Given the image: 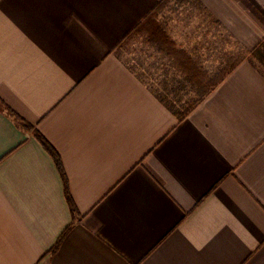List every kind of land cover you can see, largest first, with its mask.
<instances>
[{
	"label": "crops",
	"instance_id": "crops-1",
	"mask_svg": "<svg viewBox=\"0 0 264 264\" xmlns=\"http://www.w3.org/2000/svg\"><path fill=\"white\" fill-rule=\"evenodd\" d=\"M159 1L0 0V264H264V0Z\"/></svg>",
	"mask_w": 264,
	"mask_h": 264
},
{
	"label": "trees",
	"instance_id": "trees-1",
	"mask_svg": "<svg viewBox=\"0 0 264 264\" xmlns=\"http://www.w3.org/2000/svg\"><path fill=\"white\" fill-rule=\"evenodd\" d=\"M171 0H160L155 7L151 10L150 13H148L143 20L136 25L130 32H128L125 37L121 40L120 43H118L117 46H120V44H123L133 36L137 35L139 32H142L143 30L149 31L147 36V41L153 44L158 52L170 56L172 55L171 49L172 48V42L169 39V36L167 35L166 29L163 24L158 22V14L165 10L166 7L170 4ZM145 31V32H146ZM233 67L228 68L226 71H223L220 75L216 76L215 78L206 79V85L200 86V89H198L197 96L190 101L186 105V108L183 110H176L171 104H166L169 111L175 116L177 119V122L182 121L189 112H191L195 107H197L212 91L213 89L226 77V75L232 70ZM0 110L4 111L7 115H9L11 118H13L14 122L17 124L18 127L24 130H30V126L27 125L22 119L15 116L3 103L0 101ZM35 139L40 143L42 148L51 156L53 159V162L55 164V168L57 172L59 173L62 182H63V194L65 197V201L68 204L70 214L72 217V221H74L77 210L75 208V205L71 199V196L68 191V184L66 180V176L63 170V166L60 160V157L58 153L51 147V145L44 139L42 135H40L38 132L34 133ZM73 222H71L70 226L63 231L60 238L58 239L57 243L53 247V251L57 248L62 238L65 236V234L68 232V230L72 227Z\"/></svg>",
	"mask_w": 264,
	"mask_h": 264
},
{
	"label": "rangeland",
	"instance_id": "rangeland-1",
	"mask_svg": "<svg viewBox=\"0 0 264 264\" xmlns=\"http://www.w3.org/2000/svg\"><path fill=\"white\" fill-rule=\"evenodd\" d=\"M166 9H167V7L165 8V10H166ZM165 10H163V11H165ZM163 11H162V12H163ZM162 12H160V13H162ZM160 13H159V14H160ZM159 14H158V16H159Z\"/></svg>",
	"mask_w": 264,
	"mask_h": 264
}]
</instances>
